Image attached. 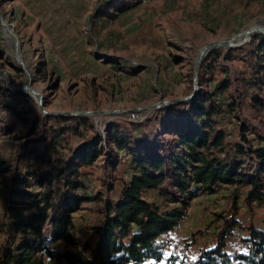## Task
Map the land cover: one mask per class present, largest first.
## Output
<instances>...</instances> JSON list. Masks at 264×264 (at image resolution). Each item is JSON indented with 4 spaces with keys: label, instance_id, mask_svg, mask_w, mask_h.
Returning a JSON list of instances; mask_svg holds the SVG:
<instances>
[{
    "label": "rangeland",
    "instance_id": "374dc122",
    "mask_svg": "<svg viewBox=\"0 0 264 264\" xmlns=\"http://www.w3.org/2000/svg\"><path fill=\"white\" fill-rule=\"evenodd\" d=\"M100 8L102 14L92 19V13ZM254 27L264 28V0H0V47L15 65H2L0 60V158L9 168L7 173H0V247L8 241L6 209L12 191L25 188L16 180L27 176L34 183L30 174L51 167L48 162L23 155L22 143L38 139L54 127L71 121L82 123L80 133L72 132L69 141L61 140V152L70 160L72 151L94 134L105 133L108 138L112 127L130 134L137 129L138 135L145 138L156 136L163 120L180 117L188 110L191 113L195 96L188 97L196 86L199 89L202 83L206 89H214L227 81L229 87L217 99L223 111L216 116V128L223 129L229 141L242 143L245 137L247 146L260 144L264 139V107L259 108L251 99L252 94L264 99V75L257 73L259 64L254 55L260 32L242 43L245 32ZM91 30L95 40L87 49L102 61L101 69L95 76L71 75L56 53L57 42L72 36L87 38ZM228 40L238 46L210 48L203 57L207 58L205 68L202 60L195 77L203 47ZM4 72L9 73V81ZM58 75L59 86L51 89L50 82ZM26 85L43 94L42 104L59 113L57 118L42 110L39 97L32 92L10 89ZM244 95L248 98L242 102ZM233 101L238 105L230 106ZM8 106L21 111L26 120H18ZM87 110L110 113L61 114ZM201 121L189 124L187 129L199 126ZM158 131L156 139L161 141L162 134L168 131ZM125 150L115 165L106 166V154L92 165L75 163L77 175L72 179L81 183L77 193L91 200L84 201L79 213L75 212L72 232L88 247L87 252L97 241L92 227L103 221L106 202L120 197L123 184L136 171L131 150ZM151 153L161 156L164 151L159 155ZM51 165L55 167L56 186L64 184L70 174L59 173L61 164L56 160ZM255 166V159H249L250 173ZM236 185L238 188L220 185L212 191H200L188 200L184 205L187 215L176 231L170 238V232L159 238L158 244L165 252L161 264H188L186 257L196 260L203 250L217 245L221 233H226L225 250L243 249L241 235L249 233L248 227H264V203L247 205L250 186ZM30 189L39 188L32 185ZM168 189L170 192L164 195L158 190L149 191L146 197L160 209L182 206L186 196ZM43 190L52 191L49 187ZM236 218L246 225L238 223L229 232L228 224L239 222ZM44 235L51 248L68 247L61 241L50 242L51 220L45 223ZM177 256L183 259L178 261ZM47 264L57 261L48 258Z\"/></svg>",
    "mask_w": 264,
    "mask_h": 264
},
{
    "label": "trees",
    "instance_id": "16d2710c",
    "mask_svg": "<svg viewBox=\"0 0 264 264\" xmlns=\"http://www.w3.org/2000/svg\"><path fill=\"white\" fill-rule=\"evenodd\" d=\"M102 12L103 8L94 11L92 19L98 18ZM257 37L259 42L254 51L259 64L257 73L264 75V34L259 33ZM94 40V31L91 30L87 33V41L93 45ZM0 60L2 65L15 66L1 47ZM206 60H203L204 68ZM60 81V76H56L51 80L50 88H57ZM200 84L191 107L194 118H203L200 125L180 131L178 140L161 156L152 155L143 145L129 147L130 137L111 129L108 138L100 133L91 136L73 150V158L67 160L61 152V140L69 141L72 132L80 133L81 121L54 127L38 139L23 142V155L32 156L41 163L48 162L51 167L30 174L34 183L29 182L27 176L16 180L25 188L13 190L7 204L8 241L0 247V264H47L48 258L55 259L57 264H161L165 252L158 244L159 238L181 224L187 215L184 205L200 191H212L223 184L245 183L250 186L245 203H264V139H260L257 146L250 144L248 147L229 141L225 131L216 128L219 124L216 116L223 111L217 99L222 97L229 83L224 81L214 89H206ZM247 98L244 95L242 102ZM251 99L259 108L264 107V99L260 95L252 94ZM231 105L237 106L238 101ZM10 109L18 120H26L21 111ZM51 117L57 118L58 115ZM26 136L28 134L21 138ZM244 141L248 142L245 137ZM125 147L134 156L136 171L130 181L125 182L122 198L106 202L103 221L92 227L97 236L96 246L87 252L88 247L82 245L72 232L75 212L84 201L91 200L90 196L77 193L81 183L72 179L77 175L75 166L92 165L103 154H106V166L115 165L120 150ZM252 158L257 161V170L250 173L247 163ZM54 160L61 164L59 173L70 174L59 186L54 183L55 167L51 165ZM8 169L7 162L0 158V173L5 174ZM32 185L39 189L32 191ZM46 187L53 193L44 191ZM170 187L186 196L182 206L164 210L146 197V193L152 190L167 194ZM48 220L53 226L50 242L61 241L68 247L62 250L50 247L44 235ZM235 224L231 221L228 227ZM248 232L242 238L241 252H227L226 233H221L215 247L203 250L196 260L188 264H264V227L250 226Z\"/></svg>",
    "mask_w": 264,
    "mask_h": 264
},
{
    "label": "crops",
    "instance_id": "0c3cea01",
    "mask_svg": "<svg viewBox=\"0 0 264 264\" xmlns=\"http://www.w3.org/2000/svg\"><path fill=\"white\" fill-rule=\"evenodd\" d=\"M90 46L91 45L88 43L86 37L82 36L79 39L77 36H72L69 38H64L59 43L57 42L55 50H56L57 55H59L60 57L61 63L63 64V66H66L70 70L71 75H83L84 74L88 76H95L98 74L99 70L101 69L102 61L98 57H96L93 53H91L89 49H87V47L89 48ZM10 107H9V111H11ZM199 120H202V119H199ZM199 120H195L194 117L189 112V110L186 111V113H180V117L177 115L175 117L168 118V120H163L162 128L158 130L160 132H164V130L166 129L168 132L162 134L160 138L161 141L156 139L158 130L156 131V136L154 135L153 137H150V138H145L141 135H138L137 129L134 130V132L131 134L128 131H127L128 133H125V131H119L118 129L117 131H118V134L120 135H128L130 137L131 143L129 144V147L136 146V145H143L144 147L147 148V150L150 153L154 151V154H156L155 152L157 153L160 151L165 152L168 149V146L171 145L172 142L174 143L175 139L178 138V133L180 131H184L185 129H187V126L189 124H193V125L197 124L196 121H199ZM112 129L114 128L112 127ZM151 154L153 155V153ZM130 179L131 177L128 180H126V182H129ZM124 184H123V188H124ZM222 186H228L231 189L238 188V185L236 184L235 185H224L223 184ZM122 193H123V189L121 190L120 197L116 201L122 198ZM149 193L151 194V192ZM256 203L257 202H253V204H256ZM77 213L79 212L77 211ZM75 216H78V214H76ZM236 220L239 221V222H236V224L240 223L239 219L236 218ZM100 224L101 223L97 225H100ZM236 224L233 227H231V229H229V232H233L232 228H234ZM240 224L246 225L245 223H240ZM175 231L176 229H174L169 234H167L169 238L172 236V234ZM247 235L242 234L241 236L245 237ZM215 245L216 244H214L213 246L209 248H213L215 247ZM95 246H96V243L92 248H94ZM242 250L243 249H240V250L236 249L233 252L229 250L228 251L226 250V251L229 252L230 254H237L241 252Z\"/></svg>",
    "mask_w": 264,
    "mask_h": 264
},
{
    "label": "water",
    "instance_id": "95a60500",
    "mask_svg": "<svg viewBox=\"0 0 264 264\" xmlns=\"http://www.w3.org/2000/svg\"><path fill=\"white\" fill-rule=\"evenodd\" d=\"M254 32H260L262 34H264V28L263 27H254V28H251L249 30H247L245 32V39L242 43H244L245 41H247V39L254 33ZM240 43V44H242ZM230 45V46H238V44H235L232 42V40H228V41H216V42H212L210 44H207L206 46L203 47V49L201 50L199 56H198V59H197V62H196V67H195V77H197L198 75V70H199V66L203 60V57L205 56V53L212 47L214 46H217V45ZM239 44V45H240ZM18 59L21 61V63L23 64L24 68H25V64L24 62L22 61V58H21V55L18 54ZM25 70L27 71V69L25 68ZM6 77H7V81H9V73L8 72H4ZM0 78H1V75H0ZM195 81H197V79H195ZM10 89H13V90H28L30 92H32L34 95L38 96L39 99H40V105H41V108L42 110L45 112V113H48L50 115H59V113H56V112H52V111H49L47 110L44 105L42 104L43 103V94L39 91H37L36 89L32 88L30 85H26V86H22V87H10ZM198 88L197 86L195 87L194 89V94L191 95L190 97L188 98H192L194 97L197 92H198ZM159 106V105H158ZM141 109V108H139ZM103 114V113H110V111H82V112H65V113H61V114H69V115H80V116H88V115H95V114Z\"/></svg>",
    "mask_w": 264,
    "mask_h": 264
},
{
    "label": "built area",
    "instance_id": "2783aa9c",
    "mask_svg": "<svg viewBox=\"0 0 264 264\" xmlns=\"http://www.w3.org/2000/svg\"><path fill=\"white\" fill-rule=\"evenodd\" d=\"M103 135H104V137L106 138L105 133H104ZM177 140H178V138L175 139V141H177ZM105 143H106V141H105ZM242 144H244L245 147H248V146L246 145L245 142H242ZM171 145H172V144H171ZM171 145H169L168 147H170ZM125 151H126L125 148L121 149L120 152H119V155L122 156V155H123V152H125ZM255 165H256V166H255V167H256L255 171H256V170H257V161H256V159H255ZM178 193H179V192H178ZM188 258H189V257H186L185 260L187 261V263H191L192 261L189 260ZM182 259H183L182 257L177 256V260H178V261H180V260H182Z\"/></svg>",
    "mask_w": 264,
    "mask_h": 264
},
{
    "label": "bare ground",
    "instance_id": "6f19581e",
    "mask_svg": "<svg viewBox=\"0 0 264 264\" xmlns=\"http://www.w3.org/2000/svg\"><path fill=\"white\" fill-rule=\"evenodd\" d=\"M6 25H7L8 27H11L12 23L9 22V21H7V22H6ZM17 39H19V38H17ZM18 42H19V41H18ZM6 78H7V77H6Z\"/></svg>",
    "mask_w": 264,
    "mask_h": 264
}]
</instances>
